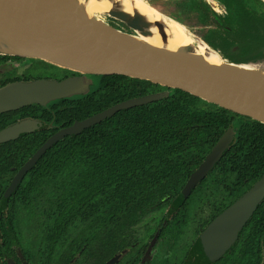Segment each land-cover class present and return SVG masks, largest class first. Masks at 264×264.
<instances>
[{"label":"trees","instance_id":"obj_1","mask_svg":"<svg viewBox=\"0 0 264 264\" xmlns=\"http://www.w3.org/2000/svg\"><path fill=\"white\" fill-rule=\"evenodd\" d=\"M216 1L225 10L222 16L202 0H162V14L186 29L199 27L202 42L228 62L257 58L264 47V11L248 0ZM255 1L264 9L263 2ZM54 69L62 78L74 75ZM94 78L96 85L81 97L28 105L34 119L41 117L48 128L34 133L31 144L13 145L23 154L16 159L18 167L49 136L73 122L128 99L165 93L64 137L32 167V184L45 188L49 202L58 207V202H70V208L78 203L82 264H101L109 230L118 231L123 217L133 221L153 204L182 196L179 188L226 128H234L232 142L200 184L217 185L224 192L230 188L236 198L264 171V125L179 90L123 76ZM263 211L264 200L252 217L264 216Z\"/></svg>","mask_w":264,"mask_h":264},{"label":"water","instance_id":"obj_2","mask_svg":"<svg viewBox=\"0 0 264 264\" xmlns=\"http://www.w3.org/2000/svg\"><path fill=\"white\" fill-rule=\"evenodd\" d=\"M107 19L126 30L110 25ZM153 28L161 31L162 27L135 12L88 16L79 0H0V56L40 61L75 76L60 81L34 80L4 85L0 87V113L69 98L66 93L82 85L87 77L123 76L179 90L264 125V47L252 61L236 63L223 59L203 42L219 60V63H209L196 50V42L202 40L185 27L191 44L174 49L166 47L165 39H161L160 46L139 39L151 36ZM164 95L128 99L56 131L20 167L17 179L64 137L77 135L118 111L151 103ZM36 124L21 121L4 128L0 131V143L29 131ZM231 142V129L227 128L188 177L184 194L203 179ZM263 197L264 176L206 226L200 238L209 258H215L233 242ZM112 262L115 258L105 264Z\"/></svg>","mask_w":264,"mask_h":264},{"label":"flooded vegetation","instance_id":"obj_3","mask_svg":"<svg viewBox=\"0 0 264 264\" xmlns=\"http://www.w3.org/2000/svg\"><path fill=\"white\" fill-rule=\"evenodd\" d=\"M202 1L215 15L225 14L218 1ZM109 22L122 28L114 21ZM32 61L35 60L0 56V87L14 82L60 81L74 76L62 78L60 73L57 79H52L40 70L28 73ZM21 121H35L37 124L29 131L0 143V264H82L78 203L70 208V202H58L61 207L56 206L54 201L49 202L45 188L32 184V168L17 179L20 167L30 157L17 167L16 159L20 155L22 159L23 154H17L13 145L22 142L31 144L34 133L48 128L41 117L34 119L31 108L24 106L0 113V131ZM228 128L233 139L234 128ZM6 144L8 148L4 146ZM11 146L12 151L7 152ZM263 176L264 171L261 170L236 198H231L230 188L224 192L223 187L200 184L203 179L184 194L187 178L179 188L182 196L153 204L133 221L123 217L118 231L110 228L105 239L106 258L101 264L112 258L115 262L111 264H264V216L252 217L264 197L233 242L215 258H209L200 238L202 231L216 216Z\"/></svg>","mask_w":264,"mask_h":264},{"label":"bare ground","instance_id":"obj_4","mask_svg":"<svg viewBox=\"0 0 264 264\" xmlns=\"http://www.w3.org/2000/svg\"><path fill=\"white\" fill-rule=\"evenodd\" d=\"M82 8L88 16L111 13L126 12L131 14L135 12L144 17L148 22H158L161 25V31L153 28L149 37H139L154 46L161 45V39L166 40V47L174 49L177 46L189 45L191 40L185 28L173 19L162 15L156 8L143 2L142 0H79ZM197 53L202 55L206 62L219 63L218 58L210 52L206 45L196 42Z\"/></svg>","mask_w":264,"mask_h":264},{"label":"rangeland","instance_id":"obj_5","mask_svg":"<svg viewBox=\"0 0 264 264\" xmlns=\"http://www.w3.org/2000/svg\"><path fill=\"white\" fill-rule=\"evenodd\" d=\"M142 1L143 2L148 1L150 3V5H152L154 8H156L159 12H161V13L164 12V9H163V7L161 5L162 4V0H145V1L142 0ZM248 1H251L255 5V8L258 9L259 11H264V9L262 8L260 2L255 1V0H248ZM145 3H147V2H145ZM100 18L105 19L104 16H100ZM111 21H113V20H111ZM107 22L110 24L108 19H107ZM115 23H117V22H115ZM117 24H119V23H117ZM119 25L122 28H119V27H116V26L115 27L117 29H120V30H123V31L126 30L121 24H119ZM199 29H200L199 27L191 25V28L187 29V31L191 35H193L194 37L199 38V34H200V30ZM228 37L234 39L236 42L238 40V38L234 37L233 35H228ZM212 43L215 46H217V44H218L215 40H213ZM30 65H31V70L28 71V73H35V72L40 70V73H43L44 75H47V76H49L52 79H57L59 74H60V72L58 70H55V69L51 68L50 66L44 65V64L40 63V61L39 62L36 61V60L32 61L31 63H29V66ZM72 77H75V76H72ZM95 85H96V79L94 77H87L83 81L82 85H78L77 88L75 86L73 89L69 90L66 94L68 95L69 98L81 97V96L85 95L87 93V91H89V89L93 88Z\"/></svg>","mask_w":264,"mask_h":264}]
</instances>
